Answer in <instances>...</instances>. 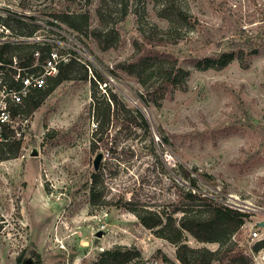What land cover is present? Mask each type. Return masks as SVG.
Here are the masks:
<instances>
[{"label": "rangeland", "instance_id": "1", "mask_svg": "<svg viewBox=\"0 0 264 264\" xmlns=\"http://www.w3.org/2000/svg\"><path fill=\"white\" fill-rule=\"evenodd\" d=\"M33 1L39 16L48 11L56 27L71 33L70 45H80L77 57L90 71L87 80L83 72L74 73L25 122L17 120L22 135L15 156L0 154V264H17L19 256L28 260L32 254L42 264H91L114 246L137 252L126 264H180L175 247L129 210L170 215L181 191L244 208L245 224L264 218V0ZM165 2L185 12L186 22L172 25L160 17ZM70 14H87L89 26L77 32L56 18ZM140 29L169 40L158 48L189 71L183 89L146 94L116 68L130 59ZM92 30L111 47L100 49ZM240 51L246 67L239 63ZM222 52L232 53L233 60L221 70L192 65ZM89 79L96 85L94 97ZM109 92L138 111L145 127L110 123L94 136V105L103 110ZM97 154L102 159L94 171ZM93 173L100 175L104 192L96 205L88 201ZM248 233L249 227H241L232 239L244 254L257 242ZM185 242L217 249L189 235ZM254 253L249 263H261L264 248Z\"/></svg>", "mask_w": 264, "mask_h": 264}, {"label": "trees", "instance_id": "2", "mask_svg": "<svg viewBox=\"0 0 264 264\" xmlns=\"http://www.w3.org/2000/svg\"><path fill=\"white\" fill-rule=\"evenodd\" d=\"M127 10L126 5L121 8L122 14ZM98 10V15L100 14ZM160 17L164 18L170 24L186 22V13L180 8L171 6L165 2L160 7ZM59 21L65 23L70 29L80 32L89 26L87 14H70L56 16ZM141 31V29H140ZM93 37L100 49H108L111 44L100 32L92 30ZM170 43L169 40L158 37L152 33L140 32V39H134L131 42L132 55L127 62L117 64L116 68L126 74L134 77L147 93H170L172 88L183 89L186 79L189 75L187 68L178 64V60L171 54L159 50L158 47ZM6 51L18 52V57H25L29 60L30 56L25 50L26 46H9L5 47ZM239 63L246 67L243 61L242 51L238 56ZM233 60L232 53L222 52L214 57H204L192 60V65L196 70L202 71L207 69L221 70ZM88 69L82 64L71 58L67 63L58 67L57 74L48 80L47 87L38 90L35 94L24 101L21 107V114L24 119L27 115L37 109L45 96L60 83L73 79V74L83 72L81 79L87 80ZM90 78L95 76L91 74ZM89 76V74H88ZM156 78V79H155ZM92 82V94L94 97L95 83ZM151 82L147 85V82ZM95 131L94 136L101 133L104 128L112 123L122 128L129 123L140 127V122L146 125L141 114L136 110H130L120 103L115 94L109 92L108 102L103 110L99 105L93 108ZM143 121V122H142ZM7 137V136H6ZM93 141L95 142L94 138ZM14 146V148H12ZM93 149L95 145L92 144ZM18 150V142L8 139L0 144V154L2 159L15 156ZM12 153V154H11ZM187 175V174H186ZM104 195L101 187L100 175L93 173L90 177V187L88 201L91 205H96L101 201ZM181 203L175 206L172 214L162 216L158 212L145 210L130 209L129 211L137 218L138 222L146 229L151 230L152 234L162 240L167 241L175 247V259L180 264H213L218 262L222 264H250V257L244 254L233 242V236L240 232L241 227L245 224L248 214L242 213L236 209L230 208L226 203L219 202L205 194L193 191L180 192ZM179 213L178 217L173 214ZM186 235L192 237L199 243L216 244L217 249L211 251L205 247L191 248L186 242ZM264 248V239L253 244L254 252ZM137 256L133 249H127L122 246H114L111 249L100 252L99 258L91 264H126ZM32 260L35 264L39 263L37 255L32 254ZM17 264L22 262L19 256Z\"/></svg>", "mask_w": 264, "mask_h": 264}, {"label": "built area", "instance_id": "3", "mask_svg": "<svg viewBox=\"0 0 264 264\" xmlns=\"http://www.w3.org/2000/svg\"><path fill=\"white\" fill-rule=\"evenodd\" d=\"M39 6L33 0H0V144L8 139H20L22 132L15 124L17 120L26 121L20 111L24 101L36 91L45 89L61 64L73 58L85 64L90 71L89 64L77 57L80 45H70L74 40L71 33L56 27L48 11H45V18L39 16ZM9 46L28 47L25 51L30 59L25 55L18 57V52L6 51L5 47ZM229 207L245 212L237 205ZM246 227H249L250 240L258 242L264 239V218L253 225L246 223L242 226ZM59 248L65 250L61 242ZM247 255H251L252 260L257 256L252 249ZM261 260V263L254 264H264V257ZM76 261L66 259L64 264H76ZM155 263L154 260L149 262Z\"/></svg>", "mask_w": 264, "mask_h": 264}, {"label": "water", "instance_id": "4", "mask_svg": "<svg viewBox=\"0 0 264 264\" xmlns=\"http://www.w3.org/2000/svg\"><path fill=\"white\" fill-rule=\"evenodd\" d=\"M101 159H102V155L97 154L95 159H94V162H93L94 171H96L98 169V166H99ZM260 225H263V224H260ZM20 264H34V262H33L32 258H30L28 260H22V262Z\"/></svg>", "mask_w": 264, "mask_h": 264}]
</instances>
